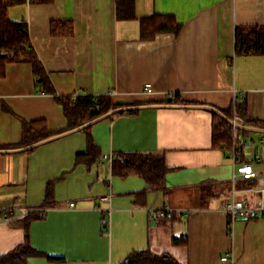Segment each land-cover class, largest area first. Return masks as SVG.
<instances>
[{"label":"crops","instance_id":"1","mask_svg":"<svg viewBox=\"0 0 264 264\" xmlns=\"http://www.w3.org/2000/svg\"><path fill=\"white\" fill-rule=\"evenodd\" d=\"M121 2L26 0L9 13L27 22L31 45L59 96H110L122 107L165 104L179 95L184 104L222 112L243 101L247 119L264 122V56L238 55L235 47L238 27L264 26V0H134V19L122 17ZM155 15L174 17L180 33L143 40L141 19ZM69 28L73 32L65 34ZM148 84L151 94L144 92ZM215 118L198 109H145L115 115L30 152L0 155V255L25 240L23 217L4 219L5 211L18 208L45 209L43 218L29 224L31 244L42 255L27 264H123L143 250L168 254L180 264H264V217L230 225L220 208L233 191L254 205L261 199L245 192L255 182H232V160L213 147ZM34 121H44L50 137L70 130L64 107L36 87L33 66L9 64L0 80V149L22 148L17 145L23 124ZM251 134L243 136L255 141ZM89 137L99 158L76 165ZM162 152L169 172L159 190L147 189L136 176H114L105 158ZM256 154L264 169V150L247 147L242 161L251 162ZM140 193L144 196L136 198ZM109 195L111 203L102 200ZM165 206L190 214L150 219L149 210ZM99 208L112 209L109 233ZM226 255L229 261L222 262Z\"/></svg>","mask_w":264,"mask_h":264},{"label":"trees","instance_id":"2","mask_svg":"<svg viewBox=\"0 0 264 264\" xmlns=\"http://www.w3.org/2000/svg\"><path fill=\"white\" fill-rule=\"evenodd\" d=\"M26 0H0V80L6 77L7 66L12 63L27 62L33 66V73L36 79V87L44 93L53 95L58 103L64 107L65 115L69 122V129H75L86 124L109 111L118 108L110 96L78 95L76 99L71 96L57 95L48 73L46 72L37 53L31 45L28 24L25 21H15L10 17L12 7L21 6ZM121 11L123 18L134 19V0H122ZM121 7V6H120ZM56 24H52V32L56 33ZM182 25L171 16L155 15L141 19V38L153 40L160 33H174L178 35ZM72 28L65 34H71ZM235 47L238 55L264 56V26L238 27L236 29ZM174 104H184L179 95L173 96ZM236 112L247 119V105L240 101L237 103ZM135 113V112H131ZM232 117L233 108L224 112ZM213 130V147L223 149V146L230 148L232 144V127L219 118ZM247 122L254 127L264 128V122L247 119ZM85 131H89V128ZM241 135L247 132L240 131ZM50 134L47 131L44 121H34L23 124L21 142L18 147H26L42 140L48 139ZM99 158V151L92 137L88 138V145L85 152L76 156L75 164H91ZM169 169L166 166L165 154L162 153H127L119 155L118 159L112 161V173L120 178L136 176L141 178L147 189L159 190L166 186V177ZM54 182L47 186V200H50ZM144 194H136V198ZM44 213L40 211L29 212L22 218L25 224L26 237L24 242L9 251L0 255V264H27L30 257L42 255L34 249L30 241L29 224L43 218ZM178 239H174L177 243ZM131 257L127 264H180L168 254L157 255L148 250L136 251L129 255ZM50 261L58 262L60 258L48 256Z\"/></svg>","mask_w":264,"mask_h":264},{"label":"built area","instance_id":"3","mask_svg":"<svg viewBox=\"0 0 264 264\" xmlns=\"http://www.w3.org/2000/svg\"><path fill=\"white\" fill-rule=\"evenodd\" d=\"M144 92L151 94L153 93V88L151 85H146L144 87ZM78 95H73V98L76 99ZM170 98H173L170 97ZM240 98L244 99V93H240ZM237 101H234L233 105V114L232 117H229L234 123L243 125V126H252L247 122L246 118L241 117L236 112ZM254 127V126H252ZM232 144L230 148L227 146H223V150L228 153L230 159L234 164V173L232 182L235 183L237 181H253L255 185L246 190L251 191L253 194L260 196V205L252 204L248 199H237V193L233 191L232 195L228 198L222 199L220 203L221 210L226 213L229 219L230 225L234 224L237 219H258L264 217V169L258 168V166L262 163V158L259 154H256L253 161L246 162L242 161V157H244L246 153V148L251 147L255 150H264V136L259 139V141L247 140L243 135L240 134V130H238L235 126H232ZM109 161H113L119 158V155L113 154L105 157ZM112 196L103 197L102 200L107 203H111ZM75 207V203H70L69 208L73 209ZM103 213L102 225L104 231L106 233L110 232L111 226V213L112 209H102L99 208ZM42 213H45V209L39 210ZM29 212L20 210L18 208H12L5 211L4 219L9 222L12 219H16L18 217H24ZM149 217L153 221H157L159 219L166 220H174L176 217H186L190 214L189 210H174L169 206H165L159 210H149ZM222 262L229 261V255H226L221 259Z\"/></svg>","mask_w":264,"mask_h":264},{"label":"water","instance_id":"4","mask_svg":"<svg viewBox=\"0 0 264 264\" xmlns=\"http://www.w3.org/2000/svg\"><path fill=\"white\" fill-rule=\"evenodd\" d=\"M172 98L167 99V103L165 104H151V105H136V106H122L118 107L116 109H113L109 111L107 114L102 115L86 124L81 125L80 127H77L75 129H71L69 131L60 133L58 135H55L53 137H50L48 139L42 140L38 143L22 147V148H17V149H0V155H6V154H16V153H23V152H30L33 151L34 149L45 145L47 143L53 142L55 140L61 139L63 137H66L68 135H72L81 131H84L93 125L97 124L98 122H101L105 119L111 118L115 115H119L122 113H128V112H136L140 110H145V109H152V108H175V109H198V110H205L210 113H212L214 116L218 117L222 121L226 122L228 125L235 126L238 130L243 131V132H248V133H260L264 134V128L262 127H252V126H243L234 123L224 112L221 110L212 107V106H207V105H187V104H174ZM131 257L128 256L123 264H127L130 261Z\"/></svg>","mask_w":264,"mask_h":264},{"label":"rangeland","instance_id":"5","mask_svg":"<svg viewBox=\"0 0 264 264\" xmlns=\"http://www.w3.org/2000/svg\"><path fill=\"white\" fill-rule=\"evenodd\" d=\"M256 73L259 74V72H257V71H256ZM250 138H252V139H254L255 141L258 142L259 139L261 138V135L253 133V134L250 135Z\"/></svg>","mask_w":264,"mask_h":264}]
</instances>
